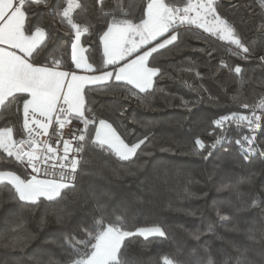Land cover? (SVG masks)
Segmentation results:
<instances>
[{
    "label": "trees",
    "instance_id": "trees-1",
    "mask_svg": "<svg viewBox=\"0 0 264 264\" xmlns=\"http://www.w3.org/2000/svg\"><path fill=\"white\" fill-rule=\"evenodd\" d=\"M193 1L165 0L178 7ZM67 2L50 0L30 17L48 40L34 58L41 63L57 59L61 68L75 70L73 32L59 15H51ZM78 2L87 8L74 9L72 17L82 26H94L82 42L91 53L90 63L99 68L103 49L96 33L106 30L104 18L96 0ZM142 2L135 0L137 13ZM217 3L237 24L244 45L254 48L253 55L244 59L233 44L185 23L173 44L150 57L149 64L161 71L148 92L134 89L133 94L123 85L86 86V116L111 123L130 145L141 139L145 143L130 160H120L94 147L97 124H90L74 190L62 189L52 201L41 197L33 205L19 201L10 186L0 183V264H71L74 248L86 239L80 231L83 218L101 219L96 197L102 193L110 199L99 203L117 226L130 231L159 226L165 232L163 237L126 238L124 264H163L165 257L173 264H264V114L254 135L238 124H215L226 115L248 114L264 99V63L259 59L264 55V18L259 0ZM105 4L104 12L116 11V0ZM28 27L25 21L26 34ZM22 123V114H6L0 129L12 127L20 139L16 132ZM248 135L255 136L252 152L244 145ZM217 139L221 143L213 148ZM4 171L30 178L24 163L0 150Z\"/></svg>",
    "mask_w": 264,
    "mask_h": 264
},
{
    "label": "snow or ice",
    "instance_id": "snow-or-ice-1",
    "mask_svg": "<svg viewBox=\"0 0 264 264\" xmlns=\"http://www.w3.org/2000/svg\"><path fill=\"white\" fill-rule=\"evenodd\" d=\"M49 3L50 0H0V119L6 114L15 117L22 114L23 121L22 127L16 132L20 139L14 137L12 127L0 129V150L22 163L26 158L32 169L30 178L24 179L12 172H0V183L10 186L19 201L33 205L41 197L52 201L61 195L62 189H75V184L49 179L47 173H44L46 178H38L41 174L39 165L53 160L68 162L67 166L75 173L79 161L75 155L69 161L71 141L63 138V130L74 121H82L85 128L90 124H98L96 139L92 142L94 147L101 153L113 154L123 161L135 156L137 149L145 143L144 139L131 145L125 143L106 120L97 121L95 117L86 116L85 86L123 85L133 94L134 89L140 93L148 92L154 77L161 71L158 67L149 66V58L159 49L173 44L177 40L176 31L185 23L196 24L205 32L235 45L244 59L251 57L254 52V48L250 51V47L244 45L237 24L217 0H198L194 6L187 7H178L176 3H166L165 0H143L138 13L135 0L127 5L116 0L115 12H104L107 7L105 0H96L106 29L101 30L102 35L96 33L103 43V58L97 68L88 62L91 53L82 42V36L91 34L94 26L90 22L82 26L74 22L72 17L74 9L83 11L87 5L78 0H68L62 11L53 10L51 15H59L62 23H66L73 32L71 62L75 69L87 73L79 75L72 70H60L61 64L57 59L41 63L34 58V54L38 56L48 40L43 28L30 17L36 14L37 6L47 8ZM259 6L260 16L264 18V0H259ZM218 8L221 10L218 11ZM190 12H194L191 18ZM133 19L137 22L134 23ZM25 21L29 23L28 35L25 34ZM259 59L264 63V55ZM235 72L240 73L241 68L236 67ZM243 106L249 107L248 104ZM255 107L264 109V99ZM259 119L253 109L251 117L231 114L221 117L215 124L222 127L226 121L238 124L246 121V126L254 133L259 127ZM42 136L48 139L42 141ZM53 139L57 147L53 146ZM243 139L248 145L255 143L253 135L244 136ZM72 140L86 143L85 135L73 134ZM195 143L199 148H205L202 140L197 139ZM220 143L221 140L217 139L212 147ZM236 143L240 144V140ZM60 144H63L62 152L58 147ZM83 150L82 144L80 148L72 149V152ZM208 155H211L210 151ZM56 166L51 165L53 168ZM60 167L63 169L65 165L61 164ZM96 198L101 219L90 222L87 217L83 218L84 226L80 231L86 239L80 242L82 247L74 248L71 264H124L122 249L126 238L137 235L145 238L151 235L165 236L160 227L138 228L135 232L124 230L105 215L104 205L99 203L100 200L110 199L109 195L102 193ZM95 215L96 212L93 217ZM261 235L264 237V233ZM163 264H173V261L165 257Z\"/></svg>",
    "mask_w": 264,
    "mask_h": 264
},
{
    "label": "built area",
    "instance_id": "built-area-1",
    "mask_svg": "<svg viewBox=\"0 0 264 264\" xmlns=\"http://www.w3.org/2000/svg\"><path fill=\"white\" fill-rule=\"evenodd\" d=\"M220 41L227 42V41H224L221 39H220ZM231 47L235 51L240 52V50L235 48L233 45H231ZM222 62L226 63V58H223ZM253 109H255V115L260 118L259 119V127H257L256 131L254 132L256 134L257 132H259L261 130V128L263 126L262 117L264 114V109H260V108L254 106L251 108V111L248 114H241V115H246V116L251 117L253 114ZM227 122L230 124H238L236 122H229V121H227ZM246 124H247V122L245 121V122L239 123L238 125H240L243 128H246V129H248V131L252 132L251 129L246 126ZM51 132H52V129L50 128L49 133L51 134ZM86 133H87V128L84 127L82 121H74L72 125L66 126L65 129L63 130V138L71 141L70 151H69V161L72 159L73 155H75L77 160L79 161L75 173L71 172V169L67 166L68 162L63 161V160H59V161L53 160V161H48L47 164L41 163L39 165V167L41 168V174L38 178H41V179L46 178L44 173H47V178H49V179H56V180H61V182H64V183L75 184L78 180L79 168H80V164H81V160L83 157L84 150L79 152V153H73L72 149L80 148L82 146V144H83V149H84L85 142H77L75 140H72V136H73V134H76V135H85V137H86ZM254 133L252 132L253 135H254ZM40 139L43 141V140H47L48 137L42 136ZM244 145H245V149H247L249 151V149L251 148L253 151V145H248V143L246 141H245ZM53 146L57 147V145L54 143V139H53ZM58 147L62 152L63 144H60ZM40 151L42 152V149ZM52 164H56L57 166L55 168H53V167H51ZM61 164L65 165V167L63 169L60 167ZM24 165L26 166L28 173L32 174L31 166L27 164L26 158H25ZM73 177H74V179H73Z\"/></svg>",
    "mask_w": 264,
    "mask_h": 264
},
{
    "label": "crops",
    "instance_id": "crops-1",
    "mask_svg": "<svg viewBox=\"0 0 264 264\" xmlns=\"http://www.w3.org/2000/svg\"><path fill=\"white\" fill-rule=\"evenodd\" d=\"M45 32V31H44ZM177 32V31H176ZM26 34V33H25ZM176 34V33H175ZM26 35H28V34H26ZM102 43V42H101ZM155 43V42H154ZM102 49H103V43H102ZM19 54V53H18ZM85 55L87 56V54L85 53ZM150 59V58H149ZM88 62H90V61H88ZM149 66L150 67H152L150 64H149ZM60 70H63V71H68V70H70V69H66V68H60ZM72 71H75V72H77V74H79V75H85V74H87V73H85V72H83L82 70H78V69H75V70H72ZM154 80H155V77H154ZM153 86V85H152ZM86 87V86H85ZM109 123V122H108ZM109 124H111V123H109ZM112 125V124H111ZM97 127H98V124H97ZM112 127L115 129V127L112 125ZM116 130V129H115ZM96 132H97V128H96V131H95V135H94V138L96 139ZM116 132L119 134V132L116 130ZM120 135V134H119ZM121 136V135H120ZM122 138V137H121ZM123 139V138H122ZM126 143V142H125ZM4 172H11V171H4ZM12 173H14V172H12ZM16 174V173H15ZM17 175V174H16Z\"/></svg>",
    "mask_w": 264,
    "mask_h": 264
},
{
    "label": "rangeland",
    "instance_id": "rangeland-1",
    "mask_svg": "<svg viewBox=\"0 0 264 264\" xmlns=\"http://www.w3.org/2000/svg\"><path fill=\"white\" fill-rule=\"evenodd\" d=\"M197 1L198 0H194L189 6H194L196 3H197ZM189 16H190V18L191 17H193L194 16V12H190L189 13ZM193 25H195L196 26V24H193ZM201 29V28H200ZM202 31H204L203 29H202ZM204 33H208V32H205L204 31ZM113 128V127H112ZM114 129V128H113ZM97 130H98V127H97ZM24 163V162H23ZM29 175H31V174H29ZM146 227H159V226H143V227H139V228H146ZM161 228V227H160ZM138 229V228H137ZM162 229V228H161ZM136 230H134V232H135Z\"/></svg>",
    "mask_w": 264,
    "mask_h": 264
}]
</instances>
